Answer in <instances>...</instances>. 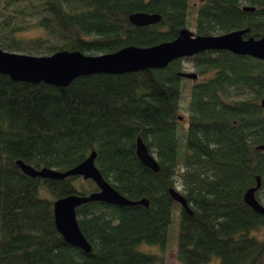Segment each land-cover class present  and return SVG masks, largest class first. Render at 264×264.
Here are the masks:
<instances>
[{
    "label": "trees",
    "instance_id": "16d2710c",
    "mask_svg": "<svg viewBox=\"0 0 264 264\" xmlns=\"http://www.w3.org/2000/svg\"><path fill=\"white\" fill-rule=\"evenodd\" d=\"M136 12L161 17L135 26L129 16ZM191 26L194 35L245 29L244 38H261L264 0H0V48L30 55L149 47ZM184 61L196 79L181 75ZM263 98L264 60L228 50L202 51L163 68L81 75L66 86L0 74V264H163L179 205L169 189L178 190L177 181L192 210L179 205L178 262L264 264V214L243 200L259 177L255 197L264 205ZM137 137L157 171L138 160ZM92 150L105 180L130 200L147 198L148 206L77 207L91 245L84 252L56 229L53 203L97 191L95 183L87 180L85 189L80 176L30 177L16 161L64 171Z\"/></svg>",
    "mask_w": 264,
    "mask_h": 264
},
{
    "label": "water",
    "instance_id": "95a60500",
    "mask_svg": "<svg viewBox=\"0 0 264 264\" xmlns=\"http://www.w3.org/2000/svg\"><path fill=\"white\" fill-rule=\"evenodd\" d=\"M253 10V7H243ZM157 13L136 12L129 16L135 26L156 23L160 19ZM246 30H234L216 35H194L188 28H183L178 37L171 41L161 42L149 47L126 46L117 51L101 54H85L81 51H58L50 55H30L10 52L0 48V74L12 80L30 83L44 82L49 85L66 86L81 75L94 73L121 74L143 70L146 68H163L169 62L193 56L202 51L228 50L234 54L249 55L264 60V36L261 38H244ZM181 75L196 79V72H181ZM260 105L264 108V98ZM181 119V117H179ZM135 153L138 160L152 171L159 169L156 158L149 152L140 137L136 139ZM96 152L89 155L77 165L60 171L55 168H35L30 164L17 160L21 171L30 177L62 179L68 176H80L84 180H92L97 191L87 194L72 193L56 199L53 203V214L56 229L65 242L84 252L91 250V245L83 235L76 216V208L92 201L117 206H148V199L130 200L119 193L105 178L95 165ZM260 186L257 177L255 186L248 188L243 200L251 209L264 214V205L257 200L255 192ZM171 198L188 214H192L186 198L174 188L169 189Z\"/></svg>",
    "mask_w": 264,
    "mask_h": 264
},
{
    "label": "rangeland",
    "instance_id": "374dc122",
    "mask_svg": "<svg viewBox=\"0 0 264 264\" xmlns=\"http://www.w3.org/2000/svg\"><path fill=\"white\" fill-rule=\"evenodd\" d=\"M196 1L197 0H193V2H196ZM189 29L194 34V31H195L194 30V27L191 26V27H189ZM36 33L37 32H35V31H29L28 32V34H31V35L32 34H36ZM34 55H36V54H34ZM182 66H183L184 72H195L194 66L189 61H184ZM187 80H189V79H187ZM184 82H185V80H183V83ZM189 96H190V83L187 82L183 86V89H182V92H181V100H180L181 112L184 115H186L187 112H188L187 111V103H188ZM178 131L180 133L183 132V129L181 128V125H179ZM180 150L181 151L184 150V147L182 145L180 146ZM84 181H85V183L83 184V187L86 189L87 188V183H86L87 180H84ZM177 184H178L177 188L181 192V185H180L179 181H177ZM174 209H175L174 210V219H173V222L171 223V225L169 226L168 242H167V244H166L163 252H161L160 249L157 248L156 246H151V250L152 251H154L156 253H160L161 252L163 254V264H181L180 262L177 261V259L175 257V248H176L177 234H178L180 206L179 205H176ZM259 235L261 237H264V226L259 231ZM144 247L145 246L141 245L138 248L139 249H145ZM215 261L216 260H213L209 264H215Z\"/></svg>",
    "mask_w": 264,
    "mask_h": 264
},
{
    "label": "flooded vegetation",
    "instance_id": "af4514ba",
    "mask_svg": "<svg viewBox=\"0 0 264 264\" xmlns=\"http://www.w3.org/2000/svg\"><path fill=\"white\" fill-rule=\"evenodd\" d=\"M190 79V78H189Z\"/></svg>",
    "mask_w": 264,
    "mask_h": 264
}]
</instances>
